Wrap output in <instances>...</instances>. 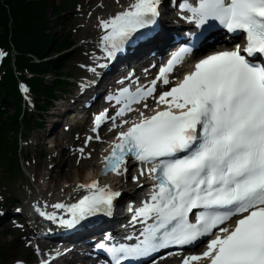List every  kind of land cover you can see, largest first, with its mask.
<instances>
[{"label": "snow or ice", "instance_id": "snow-or-ice-1", "mask_svg": "<svg viewBox=\"0 0 264 264\" xmlns=\"http://www.w3.org/2000/svg\"><path fill=\"white\" fill-rule=\"evenodd\" d=\"M161 2L133 0L123 11L100 20L106 56H115L139 30L154 25ZM180 8L191 13L185 18L198 28L218 23L229 33L242 32L246 45L200 59L179 83L159 95L157 104L165 105L163 110L150 116L141 113L138 121L118 133L110 154L103 158L104 172L119 176L127 172V158H132L147 166L139 175L153 181L152 191L149 201L129 209L130 223L142 225L137 242L97 247L110 255L113 264H122L172 245L194 246L214 235L202 253L185 256L182 264L202 260L264 264V64L254 62L264 56V0H198L195 6L185 2ZM190 51L179 49L161 69L158 78L165 85L166 73ZM155 90L153 81L147 89L138 88L134 97H124L127 103L117 115L132 111L133 101L144 100ZM105 118L106 110L95 116L94 123L98 126ZM79 187L88 189V194L78 202L53 205L70 214L58 221L68 229L97 214L111 215L114 200L121 195L96 180ZM194 209L198 211L193 223L189 214ZM42 215L56 220L54 214ZM235 217L239 218L233 226H223Z\"/></svg>", "mask_w": 264, "mask_h": 264}, {"label": "rangeland", "instance_id": "rangeland-1", "mask_svg": "<svg viewBox=\"0 0 264 264\" xmlns=\"http://www.w3.org/2000/svg\"><path fill=\"white\" fill-rule=\"evenodd\" d=\"M62 1L63 0H50V10L48 15L49 18H53L54 15L51 14V9L56 5H59L61 13L59 15V20L56 22L58 25L55 28V35L58 36L61 34L68 36L74 41L73 46L70 48L71 57L66 62L64 69L65 74L68 76V83L64 86L63 91L68 99H72L76 97L77 94V82L84 78L83 71L86 68L81 70L82 65L87 64L91 67L89 59L95 55V53L97 55L100 54L99 49L101 39L99 34V20L113 14L118 6L124 4L127 0H74V4L68 8L60 6ZM86 25L91 27L87 29ZM82 26L87 29V32L81 30ZM46 80H52L50 73L47 74ZM63 94L59 95L60 99L58 98L59 100L56 101V106H59V104L62 103L61 100L64 99ZM65 103H67V100H65ZM9 110H12V108ZM56 111H59V109L56 107L54 108V106L49 111H44L43 126L31 129L22 141L24 154H27L30 157V159L22 160V166L25 170L21 178L22 184L16 183L12 185H4L0 183V196L3 199L0 198V205L2 204L5 210L6 208L9 209V212H6L0 219V248L1 250L3 248L6 253L7 264H14V261L18 259L27 261L30 260L31 257H36L32 246L29 245L28 242V240H32V236L25 237L23 228L15 229L19 228L16 224V220L20 219L19 217L10 218L14 214V212H12L14 207L17 206L18 208L25 210L26 207L25 205H22L21 201L31 202L33 198L34 201L37 198L39 182L34 177L35 167H39L41 176L47 175L48 172H50L48 168H51L53 164H55L53 157V154H57L55 150L68 146L67 150L73 151V145L78 139L79 148H76L77 159H85L94 164L99 159V150H101L104 141L108 138V134H110V128L104 127L102 133H100L99 136H96L102 138V140H104L103 142L99 139L96 141L89 140L87 138L89 136L87 135V131L90 127V115L87 113L85 114V117L88 121L84 126H82V122L77 125V123L69 121L70 123L67 126V132L65 133L62 131V127L57 124L65 122L66 118L61 116L55 118L56 116L54 113ZM52 121L56 122V126L54 124L50 125ZM103 133L106 134V136H103ZM54 134H58V138L56 136L55 139L57 148L50 147L51 144H55ZM47 135H50V137H47ZM88 142H96V152L87 154V152L94 151L93 148H87ZM83 149H85L84 152L81 151ZM88 155H90L89 158ZM97 167L98 166H94V168ZM75 170H77V166L73 165L70 172L74 174ZM54 175H52V177H54V180L52 181L53 184L56 182ZM71 177L72 175H68V179ZM46 181L47 179L43 180L42 184H45ZM63 182L64 180L58 181L60 184ZM133 183L136 184L137 182ZM17 200L20 201L19 203L21 205L19 203L16 204ZM35 242L36 241H33V243Z\"/></svg>", "mask_w": 264, "mask_h": 264}, {"label": "trees", "instance_id": "trees-1", "mask_svg": "<svg viewBox=\"0 0 264 264\" xmlns=\"http://www.w3.org/2000/svg\"><path fill=\"white\" fill-rule=\"evenodd\" d=\"M49 7V0H0V97L2 103L13 107L12 112L8 107L0 111V162L7 171L18 167L13 159L22 127L40 122L35 115H29L27 106L22 107L17 80L28 88L36 111L51 104L63 82L61 67L66 55L51 58V52H59L71 42L55 35L58 19L49 18ZM57 10L53 11L56 17ZM48 71L55 73L52 83L43 78Z\"/></svg>", "mask_w": 264, "mask_h": 264}, {"label": "bare ground", "instance_id": "bare-ground-1", "mask_svg": "<svg viewBox=\"0 0 264 264\" xmlns=\"http://www.w3.org/2000/svg\"><path fill=\"white\" fill-rule=\"evenodd\" d=\"M132 1L133 0H129L126 4L129 5V3ZM127 6H119L118 10H116V13L118 11L120 12L121 10L123 11ZM111 15H113V14H111ZM164 25L166 26V24H164ZM90 27L91 26L86 25L87 29ZM86 28L84 26H82L81 30L83 32H87ZM164 28H166V27H164ZM102 34L100 35V39L102 37ZM166 39H167V42L171 41L170 37H168V38L166 37ZM89 41H87V42H89ZM82 44H84V43H82ZM151 46L153 49L157 50V54L160 55L162 53L161 48L158 46V43L156 41H153L151 43ZM143 49H146V47ZM137 53H139L138 50H133L132 52L128 53L126 56L121 57L120 62H117V63L113 62L112 59L107 57L105 52L101 56L93 55L89 59V62H92V63L95 62L96 63V62L101 61L103 63V65H105V66L103 67V69H102V67L97 68V66H95L93 68V69H95V71L98 72V75L90 83H89L88 79H85L81 83L82 84V90L80 91V93H88V92L92 91V93L90 95V100L92 101L93 104H95L97 102V100H95L94 94L97 93V91L99 89H101V87L114 86L117 82L116 79L114 78V76L117 75V73L122 72V69L120 68V63L121 64L125 63L127 58L134 59V57H136L135 54H137ZM81 70H84V68H81ZM144 108H145V106H141L136 111L137 112L144 111L145 110ZM87 121H88L87 118H85L84 121L82 122V126H84L87 123ZM53 124L56 126V122L52 121L50 123V125H53ZM57 125L60 126V124H57ZM54 135H55V137H54V143H55L54 148H57L55 139H56V136L58 134H54ZM109 136L112 137V135H109ZM47 137H50V135L49 136L47 135ZM110 137H109V139H110ZM57 138H58V136H57ZM104 143H105V141H104ZM87 148H93V150H94V151L87 152V154L88 153L90 154L92 152L94 153L96 150V144H91ZM53 157L55 160V164L50 168V172L47 175L41 176V173H40L38 166H36L34 169V177L39 182V189L42 191L46 200H53L61 192H66L65 196H68V195H70V196L69 197L63 196L57 202H62V203L67 204L71 201L70 197L75 199L77 196H80L85 192L84 191L85 188H80L79 185L86 184V182H88L90 180L98 179V177H99V173H100L101 165H102V163H100L99 160L96 161V163H94V164L91 163L90 161L85 160V159H79L78 160L76 157V150L68 151L67 147L57 149V154H53ZM73 165L77 166V170H75L74 174H72L70 172V169ZM94 166H98L97 171L93 170ZM141 168H144V167H138L134 170V172L123 177L125 183H130L131 179H133V176L140 177L141 179L138 182V184H136L134 186L127 185V186H129V188H131L128 191L124 190L122 184L120 186H118V188L120 189V192H122V193L131 194L132 196H135V197L137 196L136 194H138V198H139L138 206H140L141 202L144 201V195L146 194V189L150 185V182L147 181L146 175L145 176L139 175V170ZM52 175H54L56 178V182L54 184L52 183V181L54 180V177H52ZM68 175H72V177L68 179ZM45 179H47V181L42 186V182ZM59 180H64V182L62 184H60V183H58ZM108 182H110V184L113 185V184H115V179H109ZM132 187H136V188L133 189ZM131 198H133V197H131ZM40 203H42V202H40ZM46 205H48V204H46ZM53 209L59 210L58 208H54V207H53ZM5 211H9V209L6 208ZM49 247H50V245H49ZM50 251L51 250L49 249L48 252H50ZM60 257H61V255H59V254L54 255L53 261L50 264H55V263L59 262ZM67 263L68 264L72 263V260L67 261ZM67 263H65V264H67Z\"/></svg>", "mask_w": 264, "mask_h": 264}]
</instances>
